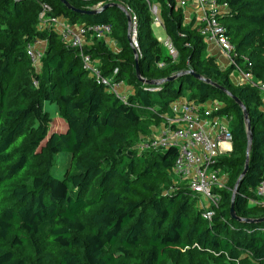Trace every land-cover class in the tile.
I'll return each mask as SVG.
<instances>
[{"label":"trees","instance_id":"16d2710c","mask_svg":"<svg viewBox=\"0 0 264 264\" xmlns=\"http://www.w3.org/2000/svg\"><path fill=\"white\" fill-rule=\"evenodd\" d=\"M217 1L230 8L218 20L236 47V63L263 79L264 0ZM158 2L177 58L161 56L147 0H0V264H264V220L257 221L264 204L250 202L264 178L262 93L234 82V66L222 68L208 54L200 28L185 23L174 0ZM45 3L49 19L112 25L119 50L93 38L85 52L105 75L118 68L117 79L132 87L125 100L91 78L77 48L51 26L39 27ZM123 6L138 17V62ZM38 39L47 46L32 79L26 47ZM137 63L144 79L165 80L143 82ZM186 92L195 102L218 98L232 122L233 150L217 163L229 180L212 219L202 216L187 186L174 184L176 147L137 149ZM228 92L245 105L253 135L236 217L232 193L249 136L243 108ZM50 105L64 127L53 128Z\"/></svg>","mask_w":264,"mask_h":264},{"label":"built area","instance_id":"2783aa9c","mask_svg":"<svg viewBox=\"0 0 264 264\" xmlns=\"http://www.w3.org/2000/svg\"><path fill=\"white\" fill-rule=\"evenodd\" d=\"M175 6L184 11L185 23L193 27H199L206 42L214 43L223 53L224 67L234 66L232 79L236 84H251L262 93L264 104V78L257 79L252 70H247L236 63V47L225 34V28L218 20L220 14L230 12L228 3L217 0H174ZM154 16L153 25L163 26L161 9L158 5L147 0ZM101 4L97 6L100 7ZM41 22L39 27L45 29L51 26L59 33L61 41L67 46L77 48L80 51L83 67L89 72L91 78L104 85L124 100L126 96L120 92L124 81L117 79L118 68L112 75L103 74L99 60L85 52V46L91 43L93 38L106 40L111 43L113 33L109 23L76 24L70 23L65 17L49 19L46 11L52 8L49 4H43ZM129 14V33L133 49L139 56L142 50L138 40V17L131 7L123 6ZM163 46L173 57H178L171 38L168 36L162 41ZM47 46L46 40L30 41L27 44V54L35 69H39ZM34 84L38 85L37 80ZM157 90V88H151ZM223 103L218 101L195 102L186 96L175 100L171 104V111L166 115V121L157 128L152 136L142 137L137 144V149H166L174 146L178 149L174 166L171 170L175 185L180 183L187 186L193 193L198 206L202 210V216L212 219L215 215V207H219L222 193L221 189L227 187L229 173L218 166L220 156L229 154L233 150L232 122L227 114L221 112ZM251 204H264V178L256 188V197L250 199Z\"/></svg>","mask_w":264,"mask_h":264},{"label":"rangeland","instance_id":"374dc122","mask_svg":"<svg viewBox=\"0 0 264 264\" xmlns=\"http://www.w3.org/2000/svg\"><path fill=\"white\" fill-rule=\"evenodd\" d=\"M152 3H154V4H156V5H158L159 7L161 6V4L158 2V0H152ZM98 6V5H97ZM97 8V7H96ZM154 20V19H153ZM153 30H154V32H155V34H156V36L158 37V39L162 42V41H164L167 37H168V35L166 34V31H165V28L163 27V26H158V25H153ZM111 43H110V46H111V48L114 50V51H118L119 50V46H118V44H117V42H116V40H115V37L112 35L111 36ZM161 45H162V43H161ZM214 45V43H209L208 44V54L209 55H213V56H215L217 59H221V58H219L220 56H223V53L220 51L219 53L220 54H218V56L215 54V52L212 50V46ZM166 55H168V51H167V49L166 48H162V46H161V56H163V57H165ZM160 65H162V63H159ZM220 66L222 67V68H225L224 67V64H225V61H224V59L223 60H221L220 61ZM34 70V71H33ZM33 70H31L30 71V74H31V77H32V79L34 78L33 77V75H34V72H35V67H34V69ZM132 87L131 86H129L126 82H124V84H123V88H121L120 89V92H122V93H124V94H128L129 92H131V89ZM187 93V92H186ZM189 95H190V93H187L186 94V97H189ZM213 100H215V101H218V102H220V103H222L218 98H211V99H209L208 101H207V103L209 102V101H213ZM49 108H50V110L52 111V114H53V117H54V121H53V128H62V127H64V121H63V119L59 116V111L57 110V107L55 106V105H50L49 106ZM263 108H264V105H263ZM60 156V155H59ZM58 156V157H59ZM57 157V158H58ZM60 158V157H59ZM65 160H68L67 159V157H65L64 158ZM59 166V165H58ZM57 171V170H56ZM58 173H62V171H60V170H58ZM200 205V203H197V206H199Z\"/></svg>","mask_w":264,"mask_h":264},{"label":"water","instance_id":"95a60500","mask_svg":"<svg viewBox=\"0 0 264 264\" xmlns=\"http://www.w3.org/2000/svg\"><path fill=\"white\" fill-rule=\"evenodd\" d=\"M67 4H69L67 1H66ZM106 7V6H105ZM89 12H92V13H95L97 12V10H90ZM128 15V18L130 19V16L129 14ZM129 39H130V33L128 35ZM134 53H135V56H136V60L138 62V58H139V55L137 54V52L134 50ZM137 74H138V77L143 80V82H146V83H150V84H153V85H159L160 83H162L164 80H161V81H153V80H146L144 79L141 74H140V70H139V66H138V63H137ZM186 73H190L192 75H194L196 78H199V79H203L205 80L206 82L208 83H211V84H214V85H217L220 87L219 84H217L216 82L212 81L211 79H206L204 78L203 76L199 75V74H196L193 70H189L188 72ZM180 75V74H177V75H173V76H170L168 79L169 80H173L175 78H177V76ZM229 95H231L235 100L236 102H238V104L243 108V111H244V116H245V121H246V124H247V131H248V136H249V146H248V156H247V159H246V163H245V167H244V170L242 171L241 175L239 176L235 186H234V189H233V193H232V207H231V214L232 216L236 217V213H235V208H234V201H235V198H236V194L239 190V187L242 183V180L244 178V176L246 175V173L248 172L249 170V152H250V148H251V144H252V139H253V135H252V130H251V122H250V119H249V115H248V111L245 107V105L243 104V102L238 98V96L236 95H233L232 93L228 92ZM264 220V218H261V219H258L257 221H262ZM250 221H253V220H250Z\"/></svg>","mask_w":264,"mask_h":264},{"label":"crops","instance_id":"0c3cea01","mask_svg":"<svg viewBox=\"0 0 264 264\" xmlns=\"http://www.w3.org/2000/svg\"><path fill=\"white\" fill-rule=\"evenodd\" d=\"M212 50L215 52V54L218 56V54H220V49L218 48V46L216 45H213L212 46ZM219 57V56H218ZM219 58L221 59H218V62L220 63L221 60H223V56H220Z\"/></svg>","mask_w":264,"mask_h":264}]
</instances>
